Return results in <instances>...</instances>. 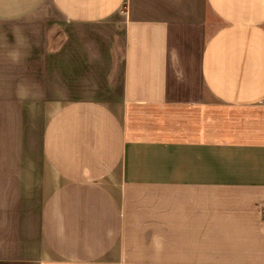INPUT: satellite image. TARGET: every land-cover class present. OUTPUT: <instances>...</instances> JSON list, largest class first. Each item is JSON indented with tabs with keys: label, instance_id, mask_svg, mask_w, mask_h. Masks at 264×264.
Instances as JSON below:
<instances>
[{
	"label": "crops",
	"instance_id": "crops-1",
	"mask_svg": "<svg viewBox=\"0 0 264 264\" xmlns=\"http://www.w3.org/2000/svg\"><path fill=\"white\" fill-rule=\"evenodd\" d=\"M264 0H0V264H264Z\"/></svg>",
	"mask_w": 264,
	"mask_h": 264
},
{
	"label": "built area",
	"instance_id": "built-area-1",
	"mask_svg": "<svg viewBox=\"0 0 264 264\" xmlns=\"http://www.w3.org/2000/svg\"><path fill=\"white\" fill-rule=\"evenodd\" d=\"M263 103H264V99H263ZM261 214H262V216L264 218V209L261 211Z\"/></svg>",
	"mask_w": 264,
	"mask_h": 264
}]
</instances>
